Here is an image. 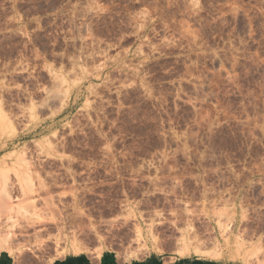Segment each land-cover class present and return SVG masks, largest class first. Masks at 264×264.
I'll return each mask as SVG.
<instances>
[{
  "label": "rangeland",
  "instance_id": "obj_1",
  "mask_svg": "<svg viewBox=\"0 0 264 264\" xmlns=\"http://www.w3.org/2000/svg\"><path fill=\"white\" fill-rule=\"evenodd\" d=\"M0 237L263 264L264 0H0Z\"/></svg>",
  "mask_w": 264,
  "mask_h": 264
},
{
  "label": "crops",
  "instance_id": "obj_2",
  "mask_svg": "<svg viewBox=\"0 0 264 264\" xmlns=\"http://www.w3.org/2000/svg\"><path fill=\"white\" fill-rule=\"evenodd\" d=\"M14 257L8 251H2L0 252V264H17V259ZM57 261L63 262V264H95L93 259L87 254L69 253L54 260L51 264H56Z\"/></svg>",
  "mask_w": 264,
  "mask_h": 264
},
{
  "label": "bare ground",
  "instance_id": "obj_3",
  "mask_svg": "<svg viewBox=\"0 0 264 264\" xmlns=\"http://www.w3.org/2000/svg\"><path fill=\"white\" fill-rule=\"evenodd\" d=\"M52 97V96H51ZM5 185H6V183H5ZM5 185H4V187H5ZM3 187V188H4ZM3 191L5 192V190L3 189ZM185 245V244H184ZM74 248H75V251L76 252H79V251H81L82 250V246L79 244V243H74ZM259 246V245H258ZM85 248V247H84ZM83 248V249H84ZM256 249H257V247H256ZM8 251L12 256H15V252H14V250H13V248L11 247V245H10V243L9 242H7V239L5 238V237H0V252H2V251ZM197 252H199V251H197ZM211 251H209V255L211 254L210 253ZM206 254V253H205ZM207 254H208V252H207ZM217 256V257H219V256H221V251H220V249H218L217 251H212V256ZM214 256V257H215ZM15 258H16V256H15ZM258 258V257H257ZM260 264H262V262L260 261L259 262ZM252 264V263H251ZM263 264H264V261H263Z\"/></svg>",
  "mask_w": 264,
  "mask_h": 264
},
{
  "label": "trees",
  "instance_id": "obj_4",
  "mask_svg": "<svg viewBox=\"0 0 264 264\" xmlns=\"http://www.w3.org/2000/svg\"><path fill=\"white\" fill-rule=\"evenodd\" d=\"M153 259H155V260H151L147 264H163V263L159 262L158 259H156V258H153ZM56 264H63V262L57 261ZM103 264H114V263L108 262L106 260ZM134 264H143V263L139 262V263H134ZM182 264H217V263L210 262V261H203V260H194V261H191V262L190 261H185Z\"/></svg>",
  "mask_w": 264,
  "mask_h": 264
}]
</instances>
